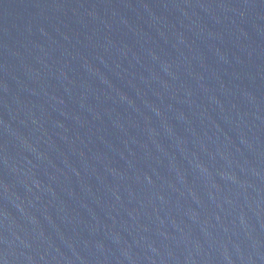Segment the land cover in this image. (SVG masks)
Segmentation results:
<instances>
[{"label": "water", "instance_id": "1", "mask_svg": "<svg viewBox=\"0 0 264 264\" xmlns=\"http://www.w3.org/2000/svg\"><path fill=\"white\" fill-rule=\"evenodd\" d=\"M0 264H264V0H0Z\"/></svg>", "mask_w": 264, "mask_h": 264}]
</instances>
